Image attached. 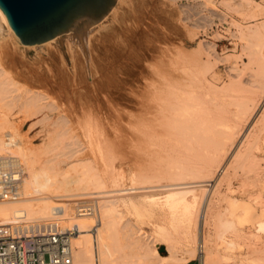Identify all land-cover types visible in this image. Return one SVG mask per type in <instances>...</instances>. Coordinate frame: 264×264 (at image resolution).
<instances>
[{
  "label": "rangeland",
  "instance_id": "obj_1",
  "mask_svg": "<svg viewBox=\"0 0 264 264\" xmlns=\"http://www.w3.org/2000/svg\"><path fill=\"white\" fill-rule=\"evenodd\" d=\"M1 25L0 48L18 86L12 96L37 95L41 110L21 107L16 98L3 105L0 118L29 144L37 170L55 159L51 172H68L70 193L92 192L79 205L95 208L91 218H81L94 264H264V58L248 50L258 31L264 48V0H120L84 43L66 37L30 49L16 45ZM162 105L187 107L196 119L180 157L168 149L176 147V136L166 137L167 146L145 136L155 124L152 109ZM198 140L200 147L214 144L209 154ZM220 145L228 156L218 155ZM178 170L188 178L214 174L212 187L198 192V215L189 223L183 204L139 198L135 207L117 208L108 201L118 189L166 184ZM69 222L48 219L15 233L16 225L9 237L77 226ZM107 243L117 250L104 254Z\"/></svg>",
  "mask_w": 264,
  "mask_h": 264
},
{
  "label": "bare ground",
  "instance_id": "obj_2",
  "mask_svg": "<svg viewBox=\"0 0 264 264\" xmlns=\"http://www.w3.org/2000/svg\"><path fill=\"white\" fill-rule=\"evenodd\" d=\"M119 1L120 0H117L116 5L118 4ZM116 5L113 7L111 12L114 10ZM111 12L108 14V16L111 14ZM1 22L7 27V29H6L7 32H8L7 34L10 36V38L14 41V43L16 45L20 46L21 44L19 43V41L16 38L15 34L11 30V28L9 27L5 15L0 10V33L3 30ZM92 28H90V29H92ZM90 29L87 30L85 33L81 34V41L83 40V38L85 39V37L87 36L86 34H88ZM260 34L261 33L259 31L254 33V35L256 37L249 44V49L248 50L250 52L249 53L250 56L253 55V57H258L259 56V57L264 58V48L261 50L259 36H257V35H260ZM66 37L67 38H73L75 40L76 39L80 40L76 33L70 32V33L61 35V36H59V37H57V38H55V39H53V40H51L49 42H54V41H57L59 39L66 38ZM49 42H47V43H49ZM82 42H80V43H82ZM47 43H44V44H41V45H33V46H24V45H21V46H24V48L26 47L27 49H30V48L41 47L42 45H45ZM8 65H10V64L7 61V56H6L5 52L0 48V109H3V105L4 106L8 105V104L13 105L14 100L17 98L18 102H19V105L21 107L29 106L28 108H31V109H33L35 111L37 109L41 110L40 108H38V103L41 100H40V97L37 96V95L36 96H32V97H27L28 93L27 94L25 93V94L18 95L19 97H15V98H14V96H12L13 95L12 93L16 92L15 90L17 89L18 86L15 85V83H14V81H12V79H10V76H9V72H10L9 69L10 68H9ZM19 85H20V83H19ZM13 86L14 87L16 86L15 87L16 89H13L12 88ZM156 89H158V88H156ZM156 89H155V92L157 91ZM158 90H161V88L158 89ZM17 91H18V89H17ZM162 92H163V90H162ZM156 93L159 94V91H157ZM20 100H23V102H20ZM16 101L17 100H15V102ZM175 101H173V102H175ZM177 102H179V100ZM14 107H16V106L14 105ZM154 109H152V112H154V114H153V117H152L151 120L155 124L152 123L151 126L149 125L150 129H148L147 133H145L146 138L149 139V138L157 137V138L161 139V140L159 139L160 142L161 141L164 142L166 137H168V139H170L171 137L176 136L177 138L174 137V139L176 141L175 143H177L176 147H174V148H168L167 147V148L169 150L172 149V151H175V153L177 152L176 154L179 156L180 155L179 153H181V151L183 149L182 147L184 146V144H186V143L189 144L190 143L191 135H190V132H187V130L189 129L188 126H190L192 124V122H195L193 120H196V119H194V115L192 113H190V112H187V110H186L187 107H169V105H166V106L162 105V107H155ZM142 110H143V107H139V111L142 112ZM149 110H151V109H148V111ZM2 112L3 111H1V113ZM149 113L150 112H148V114ZM250 116H251V114H250ZM0 117H1V115H0ZM140 117L142 119V116H140ZM200 119L202 121V118H200ZM193 125H195V123ZM234 125H235V123H234ZM183 126H185L187 128H185L184 130H180L181 127H183ZM180 132H182L181 136H180V134L178 135V133H180ZM0 136L4 137V138L6 136H8L13 141V143L10 146H8L7 143L4 140L0 139V154H8V152H9L8 149H15L16 152H17V157L21 160L23 168H24V179H23V183H22V186H21L20 194L17 197L13 198V199L6 200V201H0V239L10 238L9 236H10V234H12V233H10V230L12 231V229H11L12 226H16V225H19V227L21 226L20 228H16V230L14 231L15 233H17V230H19V229L20 230L26 229L27 228L26 225L36 224V223H39V222L47 221L48 219L70 220L69 224H74V223L77 224V226H72L75 229V235L73 236V239H72V246L74 245V243H76L75 244L76 250H75L74 258L72 260V264H86L90 259H91V261H92V259L94 260V257L92 255L93 248L90 246V243L88 242V240L86 239V237L84 235V233H86V231H83V230L81 231V229H83L84 226H85L84 223L86 222L85 220H82L81 218H91L94 214L91 215V217H90V216H83V215H80L78 213V207L80 206L79 204L82 201L88 200L90 198L91 194H92V192L90 191V188H89L90 192L86 191L87 189L85 191H83V192H80L81 189L80 188H78V189L76 188L78 191L80 189L79 193H74V192L70 193L69 190L67 189V183H68L67 182V179H68L67 173L68 172L65 171V169H62V168H59V167H58V169L55 172H51L52 169H56V164H53L55 162V159H54V162L51 161V162H53L52 165L48 164V163H50V161H46L44 163V165L42 167H40L39 170H37L36 169L37 165L38 166H41V165L37 164L38 162L35 159V156L33 155L32 150L29 147V144L25 143L26 141H23V139H21V137H20L21 135L19 134L18 129H14V128L9 127L7 120H3L2 118H0ZM192 138H191V144L193 145V143H194V144L197 145V141H196L197 139L194 142L192 140ZM141 140H142V138H141ZM167 141H165V144H166ZM199 142H200V145L198 147L200 149L204 148L203 151H205V149H206V151L208 152V150H211L210 148L213 149L214 144L213 145L211 144L212 146H210V144H208L210 148H208V147L205 148V147H200V146H204L203 145L204 143H201V141H199ZM199 142H198V144H199ZM204 142H205V140H204ZM208 142H209V140H208ZM212 142H214V141H211V139H210V143H212ZM216 142H214V143H216ZM159 143H158V145H159L160 149H162V148L165 149V146H167V144L164 146V145H160L161 143L160 144ZM221 143H223V141L222 142L220 141L219 144H221ZM169 144H172V143H169ZM188 144H187V146H188ZM205 144L207 145V143H205ZM233 144L235 145V143H233ZM161 146H162V148H161ZM173 146H175V145H173ZM216 146H218V145H216ZM159 147H157V148H159ZM224 147H228V146H224ZM229 147H230V144H229ZM234 147H233V149H234ZM39 148L41 149V147H39ZM218 149L220 150L219 147H218ZM149 150L151 151L152 149H149ZM149 150H148V152H149ZM221 150H222V152H218L217 151L218 155H219V153L222 154L223 150L225 151V153H223V154H225V155L228 154L227 149L225 150L222 147ZM152 151H154V150H152ZM155 151L157 152V150H155ZM206 151H205V153H207ZM166 152H168V151H166ZM217 152L215 153L216 156H217ZM226 152H227V154H226ZM229 152H232V151L229 150ZM151 153L152 152H150V154ZM41 154H43V153H41ZM158 154L160 155V153H158ZM208 154H209V152H208ZM213 154H214V152H213ZM210 155L212 156V154H210ZM167 156H169V155H167ZM227 156H225V157H227ZM41 157H43V156L41 155ZM219 158H220V156H218V160L217 161L221 160V158H220V160H219ZM223 158H224V155H223ZM166 159L168 160L169 158H166ZM223 160H227V159L225 158V159H222L221 161L223 162ZM217 161H216V164H222V163H217ZM57 163H59V162H57ZM47 164H48V166H46ZM160 164H162V163H160ZM207 165L209 166L208 163L206 164V166ZM223 165L222 166L220 165L221 166L220 168H222ZM208 168L209 167H207V169ZM183 169H181V170H183ZM209 169H212V168H209ZM181 170H180V172L178 170L177 172L173 171L174 173L171 172L172 174L169 173L170 174V178H169L168 183H166L167 181H165L166 184H160V182H159V184H157V185H151V186H148V187L147 186L146 187H131V188H122V189L115 190V193L112 196L113 199L112 200L109 199L108 201L109 202H114L117 205V208H121V206L123 207V205H127V204H132L135 207L136 205L134 203V201H135L134 199H139V198L150 200L151 203L153 202V204H151V205H154V203L158 204V205H163V206H166V207L167 206L169 207V205H171V206L173 205V208H175L176 205L183 204V206H184V209H183L184 214L182 213V215L184 217V220L185 221L187 220L188 223H189L192 220V218L195 217V215L197 214L196 213L197 201L199 200L198 199V192L201 190V193H202V191H204L205 188L210 187V186L212 187V183L215 182V180H214V177H213L214 174H212V176H211L208 173L207 174L210 175L211 177L207 176V174H206V176L202 175L203 177H201V178L200 177L197 178L196 176L188 178L187 176H184L186 173L183 174L181 172ZM42 171H45V172L43 173ZM52 171H54V170H52ZM192 171H195V170L192 169ZM192 171L189 170V172H192ZM195 172L197 173V170ZM214 173L216 175L218 172L214 171ZM186 175H189V174H186ZM155 177H157V176H155ZM164 177L165 176L160 177V178H164ZM121 179H123V178H121ZM158 179H159V177H158ZM166 179H168L167 176H166ZM166 179L164 178V180H166ZM83 181H84V179H83ZM119 181H122V180H120L119 178L118 179L116 178V183L117 184L119 183ZM73 182H74V180H73ZM80 183H81V181H80ZM84 183H86V182H83V184ZM152 183L154 184L155 182L153 181ZM76 185H79V184L77 183ZM77 187H79V186H77ZM80 187H82V186H80ZM82 188H85V187H82ZM70 189H72V188H70ZM158 192L162 193L163 196L161 198H159V197L156 198V193H158ZM144 202L146 203V201H144ZM93 208H94V206H93ZM94 211H95V208H94ZM74 215L79 216V217L72 219V217ZM116 217H117V215H116ZM124 228H121V230H119V231L122 232V230ZM56 230L57 229H52V228H49V229H38L37 228L35 231H31V230L30 231H31V234L39 235V234H46V233H57ZM121 232L116 231L115 233H121ZM117 236H114V238L115 237L117 238ZM75 240H76V242H74ZM108 241L110 242V240H108ZM137 244L139 245V242ZM111 247L112 246H110L109 243H107V245H106V247L104 249V254H107L105 252H108L110 254L112 250L114 251L116 249L114 247L113 248H111ZM143 250H144V247H143ZM73 252H74V246H73ZM107 256H109V255H107ZM72 257H73V254H72ZM72 257H71V259H72ZM116 257H118V256H116ZM93 262L94 261H92V263ZM102 262L106 263L104 261H102Z\"/></svg>",
  "mask_w": 264,
  "mask_h": 264
},
{
  "label": "water",
  "instance_id": "obj_3",
  "mask_svg": "<svg viewBox=\"0 0 264 264\" xmlns=\"http://www.w3.org/2000/svg\"><path fill=\"white\" fill-rule=\"evenodd\" d=\"M117 0H0V10L19 43L41 45L81 34L102 22Z\"/></svg>",
  "mask_w": 264,
  "mask_h": 264
},
{
  "label": "built area",
  "instance_id": "obj_4",
  "mask_svg": "<svg viewBox=\"0 0 264 264\" xmlns=\"http://www.w3.org/2000/svg\"><path fill=\"white\" fill-rule=\"evenodd\" d=\"M4 141L8 146L13 143L8 136ZM23 179L21 160L13 154H0V201L17 197ZM78 213L91 216L94 208L84 203L78 207ZM74 235V229H66L60 233L0 239V264H67L73 254Z\"/></svg>",
  "mask_w": 264,
  "mask_h": 264
}]
</instances>
